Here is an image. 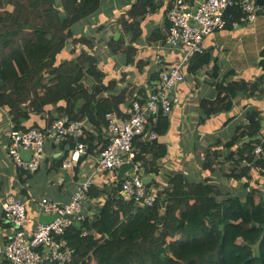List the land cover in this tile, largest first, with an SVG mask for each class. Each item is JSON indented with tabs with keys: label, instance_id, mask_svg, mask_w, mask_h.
<instances>
[{
	"label": "trees",
	"instance_id": "16d2710c",
	"mask_svg": "<svg viewBox=\"0 0 264 264\" xmlns=\"http://www.w3.org/2000/svg\"><path fill=\"white\" fill-rule=\"evenodd\" d=\"M103 1L0 0V107L9 108L14 129L36 127L24 122L54 105L60 117L93 125L95 131L87 129L85 137L79 139L87 145V154L100 153L106 146L107 113L124 114L121 106L131 103L137 90L127 83L117 94L111 93L117 83L105 82L106 74L92 53L94 39L74 33L73 26L96 13ZM171 7L172 2L168 10ZM157 8L156 0H136L120 18L132 43L141 37L147 13ZM242 15L238 5L229 7L224 15L226 28H232ZM170 25L168 19V31ZM159 32L155 31L152 38L165 40L168 34ZM69 41L74 45L72 51L79 50L78 54L72 59H61ZM132 43L127 45L124 38L112 37L110 51L126 53L130 63L137 53ZM261 56L260 65L264 68V49ZM210 59L205 49L197 52L189 60L188 71L198 72ZM216 91L214 99L200 101L203 120L230 110L239 94L264 96V73L254 80H221ZM105 92L110 93L104 96ZM137 92L145 90L140 88ZM168 117L160 113L155 121L151 119L158 135L167 131ZM54 120L47 118L48 126ZM259 133L260 121L250 120L247 125L238 126L236 134L225 143L229 148L237 145L229 154L235 165L230 176L246 177L252 167L264 175V158L254 154L258 145L264 148V138ZM258 135L257 140L243 142ZM63 142L74 149L77 140L68 136ZM134 147L138 149L135 159L143 161L146 173L158 174V160L167 153L166 145L158 139L144 142L137 138ZM217 157V151L208 150L204 166L214 170ZM17 169L26 177L33 174ZM123 180L103 187L89 184L86 197L106 195V200L96 214L74 219L65 228L62 237L73 250L67 264H264V195L257 198L258 188L251 187L244 197L225 194L208 180L190 182L177 172L166 187L160 188L152 206H141L121 196Z\"/></svg>",
	"mask_w": 264,
	"mask_h": 264
},
{
	"label": "crops",
	"instance_id": "0c3cea01",
	"mask_svg": "<svg viewBox=\"0 0 264 264\" xmlns=\"http://www.w3.org/2000/svg\"><path fill=\"white\" fill-rule=\"evenodd\" d=\"M134 2L136 0H104L96 13L73 26L76 36L86 35L94 39L95 48L92 53L98 57L99 68L106 74L105 82L116 80L115 89L110 91L113 94L124 89L127 83L133 84L137 91L140 88L148 91L156 83L159 73L179 62L184 55L182 49L170 47L166 39L152 38V34L158 30L162 35L168 34L167 10L172 0H156L158 8L147 13L142 22L141 37L136 42L130 41V35L122 29L120 18ZM232 26H225L205 38L203 47L211 59L198 72H189V64L186 65V79L178 85L179 102L168 117V129L156 138L166 145L167 153L158 160V174L145 175L150 178V187H166L174 173L182 172L190 182L208 180L220 187L225 194L244 197L253 187L260 190V197L264 195V175L256 167H252L246 177L236 179L230 176L235 165L234 158L229 154L237 149V145L230 148L225 146L236 134L238 126L247 125L254 119L260 121L259 134L264 138V96L259 93L239 94L230 110L212 114L205 120L201 118L204 112L200 101L216 97L217 82L225 79L254 80L264 73V68L260 65L263 58L261 51L264 49V14L254 21H242L240 17ZM117 34L119 36L116 40L122 37L127 45L132 43L136 46L134 61L128 63L124 52L110 51L109 41ZM73 49V44L70 48L67 45L61 59L75 58L79 50L73 52ZM110 92L103 95L107 96ZM129 105L130 103L123 104L122 111L126 113ZM50 116L56 119L60 117L54 105H50L43 114H32L24 124L45 128ZM85 125L88 130L95 131L89 122L86 121ZM12 128L9 108L0 107V264H8L4 248L13 233L12 227L4 221L1 204L5 197L15 196L26 203V228L30 230L41 223V198L49 197L64 203L70 201L74 192L88 179L97 187L119 181V169L97 170L95 165L98 152L85 154L73 166L64 167L73 149L68 143L54 144L51 140L45 143V155L40 168L30 177L23 176L9 155V134ZM143 141L149 142L152 139L145 135ZM208 150L211 153L218 152L214 170L204 166ZM147 156L151 158V154ZM128 173L129 170L124 177ZM105 200L106 195L86 197L83 201L84 216L96 214Z\"/></svg>",
	"mask_w": 264,
	"mask_h": 264
},
{
	"label": "built area",
	"instance_id": "2783aa9c",
	"mask_svg": "<svg viewBox=\"0 0 264 264\" xmlns=\"http://www.w3.org/2000/svg\"><path fill=\"white\" fill-rule=\"evenodd\" d=\"M235 4L242 10V21H254L264 14V3L259 4L258 0H172V7L167 11L171 25L166 43L174 49H182V59L162 70L148 91L137 92L126 113H107L105 138L108 142L100 151L95 166L101 171H116L124 163H133V171L124 177L120 190L125 199H133L141 206H152L156 201L160 189L150 187L144 181L147 173L143 161L135 159L138 149L134 147V141L137 138L144 140L145 135L152 140L159 136L150 124L151 119L155 121L160 113L167 116L172 113L174 105L179 102L177 88L186 79L188 61L197 52H203V42L208 35L225 28V12ZM86 130L84 121L67 117H58L45 128H12L9 155L17 168L34 173L44 160L47 140L61 144L72 136L77 143L71 157L64 163V167H71L87 154V145L79 141L85 137ZM21 148L30 151L28 160L22 157ZM254 154L264 158L263 146L258 145ZM90 183L88 179L81 184L68 202L41 198L39 204L43 213L58 214V217L49 224L38 223L30 230L26 228V203L15 196L5 197L1 204L4 221L13 230L4 248L8 264L70 262L73 250L62 236L74 219L84 216L83 201ZM66 215H72L73 219Z\"/></svg>",
	"mask_w": 264,
	"mask_h": 264
},
{
	"label": "water",
	"instance_id": "95a60500",
	"mask_svg": "<svg viewBox=\"0 0 264 264\" xmlns=\"http://www.w3.org/2000/svg\"><path fill=\"white\" fill-rule=\"evenodd\" d=\"M258 3L259 4H262L264 3V0H258ZM198 7V4H196V7L195 9ZM119 36V34H117L115 36V39H117ZM253 118V116H251ZM258 138H260V136H256V137H248L246 139L243 140V142H247V141H254V140H257ZM21 154H22V157L25 159V160H28L30 158V151L29 150H25L24 148H21ZM130 171L132 172L133 171V163H124L123 165L120 166L119 168V175H118V179L119 181L123 180L124 179V174L127 172V171ZM144 181L148 184L149 181H150V178L149 177H145L144 178ZM58 217V214H44V213H41L39 215V221L41 223H44V224H49L51 223L53 220H55L56 218ZM66 217H68L69 219H73L72 215H66Z\"/></svg>",
	"mask_w": 264,
	"mask_h": 264
},
{
	"label": "rangeland",
	"instance_id": "374dc122",
	"mask_svg": "<svg viewBox=\"0 0 264 264\" xmlns=\"http://www.w3.org/2000/svg\"><path fill=\"white\" fill-rule=\"evenodd\" d=\"M70 44H68V47L70 48L72 46V41H69ZM260 198V195L258 196V199Z\"/></svg>",
	"mask_w": 264,
	"mask_h": 264
}]
</instances>
